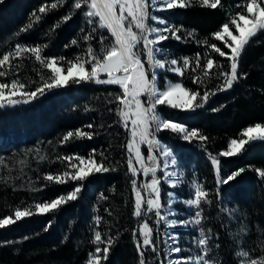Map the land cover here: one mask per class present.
I'll return each instance as SVG.
<instances>
[{
  "label": "trees",
  "instance_id": "trees-1",
  "mask_svg": "<svg viewBox=\"0 0 264 264\" xmlns=\"http://www.w3.org/2000/svg\"><path fill=\"white\" fill-rule=\"evenodd\" d=\"M75 2L0 0V59L14 53L18 44L39 47L41 56L46 61L56 58L66 74L67 61H75L77 57L82 61L88 59V47L99 54L101 36L110 40V35L89 23L83 0L80 9L74 8ZM213 2L209 0V4ZM249 2L220 0L213 9L203 5L202 0H186L189 6L160 14L167 27L179 29L177 35L181 37L169 38L160 44L166 58L177 60L176 66L182 69L179 76L167 73L165 78L179 82L190 95L194 91L197 96L194 110H180L165 103L158 105L157 111L163 119L188 130H198L207 139L186 141L170 130H161L156 137L170 148L186 181L198 182L207 193L208 202H201L200 228L209 236V258L214 264H242L241 257L237 256L241 251L249 254L248 258L243 257L245 260L257 259L258 264L264 257V178L257 174V170H264V140L250 141L245 145L246 150L234 156L220 155L229 150L232 139H244L242 133L248 127L264 126V30L245 46L238 59L239 79L223 91L220 88L225 77L219 73L231 71L227 59L231 50L225 47V42L231 45L232 41L227 36L223 41L217 40L213 35L222 31L224 24H229L230 31L238 35L231 20L238 13L251 18L247 11ZM52 4L57 6L53 8ZM258 4L264 7V0H258ZM42 6L46 8L45 13L39 12ZM29 23L33 26L21 32ZM87 35L92 37L89 41L84 40ZM73 40L77 45L72 44ZM212 44L227 55L221 57L212 50ZM185 58L189 61L187 66ZM207 59H212L214 64L205 76ZM90 67L86 65L89 71ZM0 72L5 73L0 76V83L17 81L25 85L24 92L42 87L52 75L46 62L42 64L30 52L11 56ZM165 78L159 74L160 89ZM44 92L28 103L8 105L5 102L0 107V220L15 221L0 227V264H88L90 254H95L98 246L93 243L96 231L105 241L99 247L107 246L109 239L113 241L107 259H101L100 264H140L139 220L133 215L135 177L128 169L130 133L117 114L118 108L124 107L116 99L123 95L122 90L92 81L74 83L71 79L64 87ZM205 92L208 96L202 99ZM15 99L22 101L24 97ZM141 100L146 101L147 97ZM197 103L202 106L195 108ZM77 130L90 133L91 138L73 136L63 142L67 133ZM148 150L146 143L143 144L142 156ZM153 151H156L154 146ZM90 155L114 170L91 174L83 182L68 180L56 184L44 179L49 174L76 171L61 157ZM212 158L218 161L220 180L238 170L243 172L227 185L218 183ZM153 163L156 166L154 160L147 159L145 166ZM133 165L136 168L134 160ZM80 184L83 188L76 200L44 214L35 209L37 203L66 196ZM18 209H28L32 214L16 221ZM99 255L102 257L103 253ZM144 258L146 264H152L147 252Z\"/></svg>",
  "mask_w": 264,
  "mask_h": 264
},
{
  "label": "snow or ice",
  "instance_id": "snow-or-ice-1",
  "mask_svg": "<svg viewBox=\"0 0 264 264\" xmlns=\"http://www.w3.org/2000/svg\"><path fill=\"white\" fill-rule=\"evenodd\" d=\"M83 3L87 6V11H85L84 14L89 18V23L94 24L99 29H106L110 35V40L101 36L102 46L100 53L97 54L92 47H88L86 50L88 59L82 61L80 57H77L75 61H67L68 67L66 69V74H64L65 69L62 66H58L56 58H50L46 61V58L41 56V50L39 47L27 48L18 44L14 53H7L2 59H0V67L4 66L6 62H9L11 56H19L21 52H30L34 54L36 60L40 61L42 64L46 62V66L50 68L52 75L42 87H37L35 91L30 92L22 91L25 85L19 84L17 81H13L11 84L0 83V107H4L5 102L8 105L19 104L21 102L28 103L29 100L36 99L38 94L41 96L44 95L45 89L52 90L54 88L66 86L70 78L74 83H80L81 81H94L97 84L118 85L122 90L123 95L117 96L116 99L124 107L118 108L117 114L121 116L122 122L126 127L128 120L131 121L132 125L130 130L131 138L128 141V151L129 153L134 151L136 158L135 162L140 165L145 175L149 172L152 173L150 183L140 185V187L146 189L150 188L155 195V199L149 198L146 201L148 212L155 210V215L158 221L164 220L165 223L169 225L180 223L186 226L189 223H192L200 226L202 218L200 211L202 206L201 202H208L206 199L207 193L202 189L201 185L198 182H193L192 188L194 189V195L192 198L184 201L187 206L195 207L197 209L194 218L191 221H168L165 216H162L160 213L162 206L160 202V189L158 187L159 181L156 177L157 169L154 163L152 166H145L144 158L138 146L139 144L147 143L149 146L147 159L153 161L154 157L152 155V148L153 146L159 147L160 142L156 137V133L161 130H170L172 133H180L182 138L186 141H191L196 138H199L201 141L207 139V137L200 135L198 130H188L183 125L168 119H163L157 111V106L164 105L165 103L169 104L172 108H176L177 105L171 102L170 97L177 91L188 95L189 90L184 89L179 83L171 84L170 82L166 84L164 90L158 88L155 69H165L167 71H174L182 74V69L179 67H166V65H177V60L172 59L170 61H164L157 59V53L162 51L158 44L169 38L179 40L181 37L177 35L179 29L167 26L163 28L150 27L147 23L149 19L158 20L160 24H164V21L157 17H150L149 9L157 8V10H161L165 7L167 9H175L185 8L189 5L186 3V0H83ZM202 3L205 6H210L215 9L220 3V0H215V2L211 4H209V0H202ZM56 6V4L51 5L53 8ZM81 7V0H76L74 8L80 9ZM247 11L251 14V18H246L244 15L238 13L237 16L233 17L231 20V24L235 26L239 35H234L230 31L229 24H224L222 26V31L213 34L214 38L217 40L223 41L224 36H227L232 41L231 45L225 42V47H229L231 50V55L227 56V59L230 61L231 71H220L219 75L225 77L224 85L220 88L221 91L233 87L234 83L239 79L237 68L238 59L241 56L242 51L252 37L258 32L264 30V7H261L258 4V0H250V2L247 3ZM39 12L45 13L46 8L42 6L39 9ZM237 17L239 21L243 22V26L238 22ZM94 18H98V20ZM64 19L67 20L68 17H65ZM32 26L33 24L29 23L25 27H22L20 31L24 32ZM165 33H169L170 35H165ZM189 35H192V33H189ZM91 38V35L84 36L85 41H89ZM77 43L76 40L72 41L73 45H77ZM141 44L143 45L142 49L138 48V45ZM210 47L221 57L227 55L215 44L210 45ZM142 55L146 57L147 67H145V61L141 58ZM60 59L63 60L64 58ZM88 64L91 65L90 71L86 68V65ZM188 64L189 61L185 58L184 65L187 66ZM213 64L214 61L212 59H207L206 64L204 65L205 76L209 74L208 70L213 67ZM197 66L199 67V57L197 58ZM4 74V72H0V76H3ZM102 74L107 78L101 79ZM6 89L8 90L7 92L5 91ZM17 96H22L24 99L22 101L14 99V97ZM196 96L197 93L192 91V100H195ZM207 96L208 93L205 92L202 99H206ZM141 97H147V100L142 101ZM201 106V104L197 103L195 108ZM187 108L194 110L192 103H189ZM88 127L90 128L92 125H88ZM242 135L247 137V140L232 139L229 144V150L221 152L220 155L234 156L246 150L245 145L250 141L264 140V126L256 124L254 127H248L243 131ZM73 136L76 138L83 136L91 138L90 133H84L77 130L75 133H67L63 138V142L68 141L69 138ZM163 154L165 157L171 156V152L167 149L164 150ZM61 159L68 160L70 162V167L76 169V171L74 173L66 171L56 176L49 174L44 177L45 180L50 182L54 181L56 184H63L68 180L83 182L91 174L105 173L114 170L109 169L104 164L94 160L91 155L87 158L61 157ZM74 160H79V165H77ZM172 163L175 164L174 159L172 160ZM217 163V160L212 158V164L214 167L217 166ZM165 167H167V165H165ZM128 169L133 176L136 175V169L133 165L131 156L128 161ZM242 172L243 169L233 172L227 177V179L219 180L218 183L227 185L230 181L239 177ZM257 174L261 178H264V170H257ZM166 175L176 177L178 174L173 171L171 173H166ZM179 182V180H173L170 181V185L176 187ZM132 186L136 197L133 215L141 217L146 214L141 210L143 197L138 190L135 180L132 181ZM82 188L83 184H80L66 196L58 197L50 202L37 203L35 209L40 214L57 210L63 203L76 200L78 194L82 191ZM217 195H219V193H217ZM169 196L172 197L173 193H169ZM31 214V211L28 209L23 211L18 209L15 212V220L18 221L22 217ZM97 221H99V218H97ZM14 222L15 221L11 218H5L4 220H0V227ZM139 233L142 238V245L137 242V252L140 255V264H146L144 258L146 248H151V251L157 253V255H159V252L152 239V229L146 222L141 224ZM136 236L137 233L134 231V239H136ZM173 239H175V237H173ZM93 243L98 246L95 249V254H90L88 264H100L101 259H107L113 241L109 239L106 242L107 246L103 248L99 247L100 244H105V241L102 239V234L99 231H96L94 233ZM208 244L209 236L205 233L203 228H201L199 239L197 241L200 253L195 258H187V260L184 261V264H190L193 259H195L196 264H214V261L209 258L210 249ZM171 251L180 253L182 249L180 247H174ZM100 253H103L102 257L99 255ZM248 255L247 252L243 251L237 253V256L245 258H248ZM260 261L261 264H264V257H261ZM169 264H181V261H170ZM242 264H244L243 261ZM248 264H258V261L257 259H249Z\"/></svg>",
  "mask_w": 264,
  "mask_h": 264
},
{
  "label": "rangeland",
  "instance_id": "rangeland-1",
  "mask_svg": "<svg viewBox=\"0 0 264 264\" xmlns=\"http://www.w3.org/2000/svg\"><path fill=\"white\" fill-rule=\"evenodd\" d=\"M169 10L171 9H167L166 7L161 10H157V8H150L149 15L150 17H157L160 20H162L160 17V14L167 12ZM95 19L98 20V18H95ZM147 23L149 24L150 27H153V28H163L166 26L165 21H164V24H160L158 20L149 19ZM240 23L243 26V22L240 21ZM165 35H169V33H165ZM164 41L159 42L158 46L160 47V44ZM138 48L142 49L143 45L142 44L138 45ZM164 54L165 52L163 50L160 53H157V59H161L164 61H170L166 58V55ZM143 57L144 56L142 55L141 56L142 60L146 61V57L144 58ZM166 67H177V66L176 65L175 66L166 65ZM155 71L157 74L158 88H159V80H158L159 74H162L164 78L166 77L167 73H172L178 76L180 75V73H176L174 71H167L165 69H155ZM106 78L107 77L105 75L103 74L101 75V79H106ZM69 80H71V78ZM92 82L94 84H97L94 81ZM169 82L171 84L179 83V82H171L165 78L163 89H160V88L159 89L164 90L166 87V84ZM98 85H101V84H98ZM114 86H118V85H114ZM5 91L7 92L8 90L6 89ZM21 97L22 96H17V97H14V99L21 98ZM170 99L172 103L177 105L176 109H180V110H187L188 109L187 105L189 103H192V104L194 103V100H192L190 94L185 95L183 92H180V91H177L175 94H173L170 97ZM167 105L170 106L169 104ZM131 128H132L131 121L128 120L127 129L129 133H130ZM244 139L247 140V137L244 136ZM256 141H259V140H256ZM142 145L143 144L138 145L140 150H141ZM146 147L149 148L147 143H146ZM154 147L156 151L154 152L152 148V155L154 157V162H156V166H155L157 169L156 177L159 181L158 187L160 189V202L162 206L160 209V213L162 216H165V218L168 221H171V220L191 221L194 218V214L197 211V209L195 207L187 206L184 203V201L193 197L194 189L192 188V185H193V182L195 181H192V182L186 181L185 173L180 169L172 151L167 145L160 142L159 147H156V146ZM165 149L171 152V156L169 157L164 156L163 153ZM131 156L135 162L136 158H135L134 151L131 153ZM147 156L148 154L146 156H143L144 164H146ZM173 159L175 160V164L172 163ZM211 162H212V159H211ZM135 165H136V168H135L136 175L134 177L137 183L138 190L140 191L143 197V203H142L141 210L143 213H146L145 215H142L141 217H136V219L139 220L138 233H139L141 224L145 222L149 225L150 228L153 227L154 234L152 231V239L155 242L156 247L159 252V255H157V253H154L151 251V248L145 249V252H147L150 255V259H151L150 262L152 264H169L170 261H181V264H184V261L187 260V258L189 257L195 258L200 253V249L197 246V241L199 239V233L201 230L200 226L194 225L192 223H189L186 226L180 223H177L176 225H169V224H166L164 220L158 221L155 215V210H153L152 212H148L146 201L149 198L155 199V195L152 193V190L150 188L146 189V188L140 187V185H145V184L150 183L152 179V173L149 172L147 175H145L140 165L136 162H135ZM165 165H167V167H165ZM213 168H214L215 175L217 176L218 180H220L218 163H217V166L215 167L213 166ZM173 171L177 172L178 175L176 177H173L171 175H166V173H171ZM173 180L180 181L178 186L173 187L170 185V181H173ZM169 193H173V196L170 197ZM134 198L136 199L135 194H134ZM170 201H171V204H170ZM6 225L8 224H5L4 226ZM139 237H140V233H139ZM173 237H175V239H173ZM140 241L142 244L141 237H140ZM174 247H180L182 251L180 253L172 252L171 250ZM241 259L244 262V264H248V261L245 260V258L241 257ZM190 264H196L195 259H193L190 262Z\"/></svg>",
  "mask_w": 264,
  "mask_h": 264
},
{
  "label": "water",
  "instance_id": "water-1",
  "mask_svg": "<svg viewBox=\"0 0 264 264\" xmlns=\"http://www.w3.org/2000/svg\"><path fill=\"white\" fill-rule=\"evenodd\" d=\"M139 226V221H138V224H137V227Z\"/></svg>",
  "mask_w": 264,
  "mask_h": 264
}]
</instances>
